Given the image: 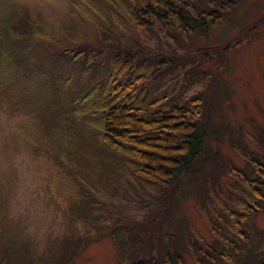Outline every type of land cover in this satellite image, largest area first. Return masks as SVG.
<instances>
[{
    "label": "trees",
    "instance_id": "trees-1",
    "mask_svg": "<svg viewBox=\"0 0 264 264\" xmlns=\"http://www.w3.org/2000/svg\"><path fill=\"white\" fill-rule=\"evenodd\" d=\"M240 1L95 0L90 9L105 23L113 22L107 24L114 26L109 41L114 43L116 36L121 35L122 48L114 49L97 40L87 49L70 50L63 55L61 44L44 35L33 36L34 48H29L26 39L35 30L44 31L48 24L38 30L25 24L20 27L19 19L0 18V109H5L13 91L23 94L44 83L50 90L55 86L60 91L71 90L70 101L77 106L72 108L77 114L73 116L78 121L76 125L90 137L94 149L104 148L107 153L97 156V160L83 155L82 143L72 137L63 138L68 132L64 128L67 121L62 122L59 155L40 151L44 157H52L65 175V187L55 196V209L63 205L62 212L93 214L101 205H113L120 211L113 200L92 201V197L102 194L105 186H119V193L126 191L128 181L130 186L138 182L162 193L157 207L150 211L157 214L147 219L145 235H139L144 226L130 227L131 234L127 231L131 240L119 247L123 264H264V230L253 223L264 201V158L255 156L246 147L240 146L247 165L242 170L225 157L223 166L232 182L223 184L229 191L223 192L227 199L226 204V201L220 204L223 212H214L209 204L218 194L217 187L199 186L191 194L200 219L213 236L212 244L197 232L190 233L185 217L180 218L178 213L176 218H167L162 224L167 214L174 212V206L167 202L187 199L189 185L201 183L198 180H205L219 167L218 161L222 163L223 156L208 145L213 138L214 119L218 121L220 117V105L215 93L208 97L201 92L190 95V88L180 74L184 70L179 71L174 63V48L170 54H151L146 39L159 42L167 38L180 40L181 35L209 33L223 23L224 13ZM88 9L82 11L88 13ZM22 31L23 41H19L13 32ZM142 35L147 38L143 39ZM129 41L142 47L135 48ZM67 56L71 58L65 59ZM10 121L25 128L24 116H15ZM215 133L221 136L219 131ZM257 135L264 152V130ZM254 137L251 138L255 140ZM81 156L90 164L77 166L74 161ZM60 164L67 167L62 169ZM104 196L109 199L108 195ZM6 210L0 203V215ZM5 216L6 213L1 216L0 224ZM212 216L219 218V228ZM84 218L81 213L76 217L83 224ZM19 221L27 230L23 219ZM136 239L141 244L137 250L133 245ZM5 241L13 243V239L0 241V264H15L5 251L9 248ZM128 244L129 255L124 253ZM25 247L28 250L30 244ZM72 261L71 257L64 264Z\"/></svg>",
    "mask_w": 264,
    "mask_h": 264
},
{
    "label": "rangeland",
    "instance_id": "rangeland-1",
    "mask_svg": "<svg viewBox=\"0 0 264 264\" xmlns=\"http://www.w3.org/2000/svg\"><path fill=\"white\" fill-rule=\"evenodd\" d=\"M94 3L95 0H0V18L10 21L19 19L20 27L25 24L38 30L44 24L49 25L44 31L35 30L30 34L26 39L30 42L29 48H34L33 36L41 35L52 37L61 44L62 55L70 50L87 49L97 40L114 49L122 48L119 42L121 35L116 36L114 43L109 41L114 26L107 24L113 22L102 21L90 9ZM84 9H88V13H84ZM26 19L29 21L26 22ZM223 19V23L209 33L181 35L180 40L167 38L158 42L147 40L142 35L151 54H170L174 48V63L179 71L184 70L180 74L190 88V95L201 92L208 97L215 93L220 105V117L218 121L214 119L213 138L208 145L223 156L222 163L218 161L219 167L205 180H198L201 183L189 185L191 191L187 199L168 201L174 206V212H169L162 221L164 224L167 218H176L175 213H178L180 218L185 217L190 233L192 230L197 232L211 244L213 236L200 219L191 194L196 193L199 186L217 187L215 192L218 194L209 204L214 212H223L220 204L227 203L223 192L228 191L223 184L232 182L223 166L225 157L239 170L247 166L240 146L264 158L257 135L264 130V0H241L236 7L224 13ZM23 32L13 34L23 41ZM129 43L135 48L138 45L142 47V44L133 41ZM68 57L71 58L67 56L65 59ZM56 61H60L58 56ZM13 92L5 109H0V203L7 208L0 215L1 218L6 213L0 224V241L13 239V243L5 241L9 246L5 249L6 253L15 264H64L71 257L72 264H123L119 247L131 240L127 231L131 234L130 227L141 229L144 226L139 235H145L147 219L157 214L150 211L157 207L162 193L159 189H149V186L145 188L138 182L130 186L128 181L129 189L126 191L119 193V186H105L102 194L92 197V201H100L99 198L107 202L113 200L120 211L115 210L113 205H101L93 214L62 212L63 205L55 209V196L65 187V175L52 157H44L40 151L59 155L61 145L58 142L64 128L68 134L63 138L72 137L82 143L80 150L83 155H90L89 159L97 160V156L106 151L104 148L94 149L90 137L76 125L78 121L73 116L77 114L72 112L76 105L70 101L71 90L60 91L56 86L50 90L49 85L44 83L23 94ZM4 97L6 101L7 92ZM20 115L26 118L25 128L10 121ZM63 121H67L64 128L61 127ZM216 131L221 136H215ZM74 162L79 167L90 164L82 156ZM60 167L64 169L67 166L60 164ZM60 183L62 186H58ZM104 195H108L109 199L106 200ZM101 212L103 214L99 218ZM80 213L85 216L84 224L76 219ZM19 218L23 219L27 230L22 228ZM212 221L220 227L217 216H212ZM253 223L261 231L264 230V201ZM142 238L145 239L144 236ZM138 241L134 240L135 250L141 245ZM25 244H30L28 250ZM24 252V257H18ZM130 252L128 244L124 253L129 255Z\"/></svg>",
    "mask_w": 264,
    "mask_h": 264
}]
</instances>
